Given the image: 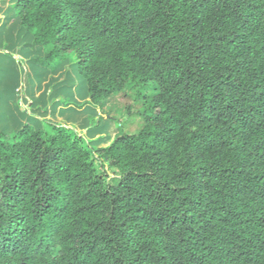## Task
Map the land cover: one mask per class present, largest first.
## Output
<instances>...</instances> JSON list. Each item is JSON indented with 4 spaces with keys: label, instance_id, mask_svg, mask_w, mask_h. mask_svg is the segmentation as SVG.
I'll use <instances>...</instances> for the list:
<instances>
[{
    "label": "trees",
    "instance_id": "1",
    "mask_svg": "<svg viewBox=\"0 0 264 264\" xmlns=\"http://www.w3.org/2000/svg\"><path fill=\"white\" fill-rule=\"evenodd\" d=\"M1 10L8 47L75 53L82 104L124 93L139 127L0 131V264H264V0Z\"/></svg>",
    "mask_w": 264,
    "mask_h": 264
},
{
    "label": "rangeland",
    "instance_id": "2",
    "mask_svg": "<svg viewBox=\"0 0 264 264\" xmlns=\"http://www.w3.org/2000/svg\"><path fill=\"white\" fill-rule=\"evenodd\" d=\"M8 49V58L0 59V80L5 85H9L10 80L15 75L21 74L24 77L23 92L28 89L29 95L35 94L38 90L40 93L39 96L29 100L26 108H28V105L32 109L34 108L32 113H30L28 109L23 111L17 105L19 94L14 93L13 95L10 88L6 92H0V95H4L0 101V111H8L3 109L7 99L14 100L16 108L14 107L13 109L12 107L10 113L19 122L15 126L11 125L5 129L7 120L1 118L0 131L5 130L12 135L24 123H30L32 128L36 130L42 127L50 128L48 123H56L72 128L77 133L86 137V140H89L85 127L97 124L99 119H103L100 124L107 121L102 130L112 138H114L120 125H123L125 131L129 132L138 129L139 120L136 115H128L126 113L124 93L113 95L105 102L103 107H97L95 110L90 103L82 104L85 102L86 95L84 85L80 78V70L73 65L76 57L75 53L68 55L63 62L66 65L64 68H62L61 64L55 66V62L45 67L43 64H37L27 60L35 57L33 54H26L21 50L15 51L10 47ZM18 58L20 60L22 58L23 61L21 60L22 62H20ZM66 70L67 73H65ZM62 73L64 75H61ZM50 77H53L52 80H50ZM46 84L48 85L46 86ZM5 85L0 83V88L5 90ZM52 88L55 90L52 97H50L48 91ZM149 93V91H144V95ZM144 95H140L141 102L145 100ZM32 101L34 104L31 105ZM8 103L11 104V102ZM75 104H82V106L77 107ZM136 109L138 107L134 108V110Z\"/></svg>",
    "mask_w": 264,
    "mask_h": 264
},
{
    "label": "crops",
    "instance_id": "3",
    "mask_svg": "<svg viewBox=\"0 0 264 264\" xmlns=\"http://www.w3.org/2000/svg\"><path fill=\"white\" fill-rule=\"evenodd\" d=\"M6 11H2L1 10V13H0V23H4L6 20H5V13ZM12 43V35H11V27H0V59H5V58H8L7 54H8V51H9V47L7 46L8 44H11ZM12 50H15V51H19L18 48H13ZM19 59V58H18ZM22 60V58H21ZM20 59L19 61L22 62ZM23 81V86H24V77L21 75V74H17L14 76V78L12 80H10V84L9 85H5V83L3 81L0 80V83L1 84H4L5 85V90H2V88H0V92H6L8 88H10V91L11 93L14 95L15 94H19V99H18V103L17 105L23 110H27L32 113V107H30L28 105V108H26L27 104H29V100H32L33 98L39 96V93L40 91L38 90L35 94H32V95H29L28 93V89H26L25 92H23V87H22V90L21 91H18V88L20 87V84L22 83ZM48 84H46L47 86ZM49 93V96L52 97L53 93L51 94V89H49L48 91ZM0 101L1 99L3 98L4 95H0ZM8 102H11V104H9ZM8 103V104H7ZM34 104V102L32 101L31 105ZM14 109V107L16 108V105H14V100H6L5 101V105L3 106V109H6L8 111H0V120L1 118H4L7 120V125L6 127H4L5 129L9 128L11 125H14L15 124H18L19 122L16 120V118L13 116V114H11V109ZM30 107V108H29ZM48 118V117H47ZM21 121V120H20ZM12 123V124H11Z\"/></svg>",
    "mask_w": 264,
    "mask_h": 264
},
{
    "label": "built area",
    "instance_id": "4",
    "mask_svg": "<svg viewBox=\"0 0 264 264\" xmlns=\"http://www.w3.org/2000/svg\"><path fill=\"white\" fill-rule=\"evenodd\" d=\"M22 87H23V81H22V83L20 84V87L18 88V91H21V90H22Z\"/></svg>",
    "mask_w": 264,
    "mask_h": 264
}]
</instances>
